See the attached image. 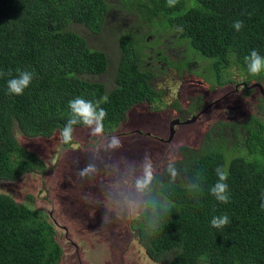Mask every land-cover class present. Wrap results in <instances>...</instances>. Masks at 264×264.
Returning a JSON list of instances; mask_svg holds the SVG:
<instances>
[{
	"label": "trees",
	"instance_id": "16d2710c",
	"mask_svg": "<svg viewBox=\"0 0 264 264\" xmlns=\"http://www.w3.org/2000/svg\"><path fill=\"white\" fill-rule=\"evenodd\" d=\"M110 1L0 0V179L17 180L39 168L41 159L21 144L16 131L30 138L60 132L70 116L68 102L77 96L94 102L107 95L108 102L101 104L107 111L105 132L124 125L132 107L160 102L164 90L153 83L159 76L150 69L152 59L147 61L144 49L157 53L153 63L167 62L168 45H160L172 35L174 45L185 48L168 65L180 71H192L198 57L208 62L220 85L233 82L240 70L248 84L264 79V74L252 79L244 61L252 50L264 56V0H179L175 7H168L167 0ZM114 5L136 15L137 22L123 31L126 35L122 32L115 85L108 89L106 82L88 77L109 70L107 51L91 46L70 24L100 33ZM237 20L244 25L239 32L232 26ZM18 68L34 74L21 96L10 95L7 88ZM251 91L245 89L246 95ZM231 125L221 122L219 137L213 128L198 148L179 147L180 157L156 172L143 191L145 204L130 228L151 259L162 264H264V117L252 116L238 125L227 148L224 129ZM170 162L178 171L175 180L167 170ZM218 166L228 173L227 204L210 194ZM194 183L199 190L190 188ZM224 214L231 223L213 228L212 218ZM62 253L49 213L0 192V264H59Z\"/></svg>",
	"mask_w": 264,
	"mask_h": 264
},
{
	"label": "rangeland",
	"instance_id": "374dc122",
	"mask_svg": "<svg viewBox=\"0 0 264 264\" xmlns=\"http://www.w3.org/2000/svg\"><path fill=\"white\" fill-rule=\"evenodd\" d=\"M111 13L100 33L83 24H70L91 46L107 51L109 70L88 77L106 82L108 89L115 85L116 65L122 55L119 39L137 20L136 15L120 6L114 5ZM183 48L176 46L172 50ZM144 52L147 61L157 56L150 48ZM172 58L178 61L176 55ZM196 59L193 72L185 71L179 77L177 69L160 72L161 62L156 60L160 73L153 83L164 90L161 101L153 106L141 103L132 107L127 122L114 132L104 131L103 137H92L84 126L75 127L73 142L64 145L60 143L59 131L51 137L34 138L16 131L21 144L42 162L38 169L17 180L0 179V192L49 213L63 249L59 264H162L148 256L130 228L131 219L145 204L144 193L135 187L136 180L143 176L145 163L151 162L153 175L160 172L169 161L180 157L179 147L198 148L213 128L219 137L221 122L232 123L223 135L228 137L226 147L230 148V142L235 140L231 132L237 131L238 125L252 116L264 117V79L249 83L252 91L246 95L242 84L245 80L240 78L245 77L244 71L240 70L233 82L220 85L208 62ZM225 78L227 73L221 74V80ZM179 116L185 123H172L180 120ZM171 124L175 131L172 137ZM112 135L122 141L120 149L106 147ZM89 164L95 171L82 177L80 171Z\"/></svg>",
	"mask_w": 264,
	"mask_h": 264
},
{
	"label": "clouds",
	"instance_id": "9594fccd",
	"mask_svg": "<svg viewBox=\"0 0 264 264\" xmlns=\"http://www.w3.org/2000/svg\"><path fill=\"white\" fill-rule=\"evenodd\" d=\"M179 0H167L168 7H175ZM233 28L239 32L243 28V21L237 20L233 23ZM245 64L247 66L248 73L252 76H258L264 72V56H261L257 50H252L248 55L244 57ZM17 75L7 81L8 93L10 95L21 96L24 94L33 79L34 74L28 70H16ZM4 73H0L3 76ZM8 75H11L9 72ZM107 95L101 97L94 102L92 100H86L82 97L77 96L76 98L68 102L70 109V116L67 119L64 127L60 131V143L64 145H70L74 139V126L81 124L90 130L92 137H103L104 136V120L107 116V111L101 107L102 103H107ZM122 141L116 135H112L108 138L106 147L109 150H116L122 147ZM168 172L173 180L178 175V171L175 167L174 162L168 164ZM95 171V167L89 164L87 167L80 171V175L87 176ZM216 176L218 177L216 183L211 186L210 194L222 204H227L230 201L229 185L227 183L228 173L222 167L215 169ZM153 180L152 164L147 161L144 165L143 176L136 180V190L143 192L146 190ZM191 189L199 190L198 184L190 185ZM264 208V203L261 204ZM211 226L216 229H224L228 226L231 221L227 214L222 216H214L211 220Z\"/></svg>",
	"mask_w": 264,
	"mask_h": 264
},
{
	"label": "flooded vegetation",
	"instance_id": "af4514ba",
	"mask_svg": "<svg viewBox=\"0 0 264 264\" xmlns=\"http://www.w3.org/2000/svg\"><path fill=\"white\" fill-rule=\"evenodd\" d=\"M134 26H130L129 27V30H131L132 28H133ZM172 42H173V40H171V39H166V41H165V43H166V45H162V46H167L168 48H166V50H164L165 51V53H166V56H170V58L169 57H167L168 58V61L167 62H162L161 60H159V62H161V67H160V72H163L165 69H177V75H178V77L180 76V74L183 72H185V71H189L190 73H192V71H191V69L190 68H186L184 71H180L179 69H178V67L177 66H174V65H168V63L170 62L169 61V59H171L172 57H173V55H176L177 57H179L178 56V53H180L181 51L179 50V51H177V49L175 50V51H173L172 49H173V47H176L174 44H172ZM168 49H170L171 51H168L167 52V50ZM149 64H151L152 66H154V68H150V69H152L153 71H155V73L159 76V74L158 73H160V72H158L157 71V69H156V67H155V61H154V63H153V61L151 60V61H149ZM183 75V74H182ZM257 83V82H256ZM242 84H244L243 86H244V88L245 89H251L252 88V85H250V84H248V83H246V82H244V83H242ZM203 110H201L200 112H202ZM200 112H198V113H200ZM179 118H180V122L179 123H185V121H181L182 120V117L181 116H179Z\"/></svg>",
	"mask_w": 264,
	"mask_h": 264
},
{
	"label": "water",
	"instance_id": "95a60500",
	"mask_svg": "<svg viewBox=\"0 0 264 264\" xmlns=\"http://www.w3.org/2000/svg\"><path fill=\"white\" fill-rule=\"evenodd\" d=\"M203 112V111H202ZM202 112H200V113H202ZM190 121H192V120H190ZM180 122V120L179 119H175L172 123H179ZM188 122V121H187ZM175 131H174V128H173V124H171V137H172V135H173V133H174Z\"/></svg>",
	"mask_w": 264,
	"mask_h": 264
}]
</instances>
